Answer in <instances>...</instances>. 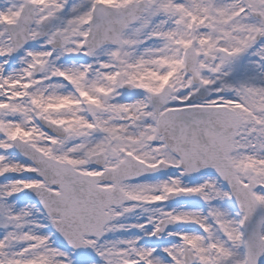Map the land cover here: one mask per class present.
Segmentation results:
<instances>
[{
  "label": "snow or ice",
  "instance_id": "obj_1",
  "mask_svg": "<svg viewBox=\"0 0 264 264\" xmlns=\"http://www.w3.org/2000/svg\"><path fill=\"white\" fill-rule=\"evenodd\" d=\"M0 264H264V0H0Z\"/></svg>",
  "mask_w": 264,
  "mask_h": 264
}]
</instances>
